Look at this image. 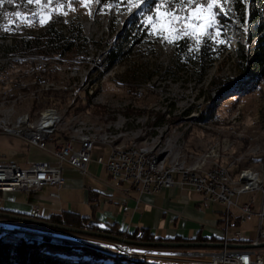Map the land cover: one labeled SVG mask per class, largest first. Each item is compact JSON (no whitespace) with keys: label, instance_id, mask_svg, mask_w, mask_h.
<instances>
[{"label":"rangeland","instance_id":"374dc122","mask_svg":"<svg viewBox=\"0 0 264 264\" xmlns=\"http://www.w3.org/2000/svg\"><path fill=\"white\" fill-rule=\"evenodd\" d=\"M254 1L248 0L244 4L241 0L239 4L249 8ZM237 4L230 0L223 5L234 14L225 21L227 27L223 35L217 37L216 32L210 30L212 39L209 43L213 44L214 53H219L222 48L225 50L204 68L195 66L194 62L178 65L174 46L160 43L155 36L148 35L140 44L131 42L133 39L126 33L130 32L126 26L129 11L122 13L115 6L95 3L88 8L69 7L66 3L60 5L67 12L65 19L81 27L84 36L92 41L78 55L43 57L20 54L16 50L12 52L10 48L16 49L20 39L39 33L46 25L41 26L38 20L29 25L27 20L3 14L19 10L30 15L28 10L35 12V6L5 4L0 9V131L5 133L4 127L17 126L18 121L25 118L36 124L43 112L54 109L60 117L55 137H61L62 141L67 140L73 128L84 123L92 127L98 137L115 136V143L121 146L131 142L147 144L154 154L165 160L166 165L181 163L180 172L205 174L217 165L228 168L234 181L244 168L264 176V78L260 82L251 81L253 90L249 93L241 89L246 81L261 78V72L254 66V54L258 48L254 27L236 19L239 16ZM254 8H258L257 5ZM137 12L134 9L132 14ZM260 12L264 23V4ZM58 15L53 13V18ZM123 34L126 38H122ZM220 39H225L224 44L218 42ZM190 42L197 47L194 40ZM118 44H122L128 53L109 67L105 52ZM18 140L15 135H0V154L8 157V147L17 145L20 148L21 141ZM102 146L95 148L93 160L104 153L106 148ZM108 159L106 157L104 165ZM252 199L258 200V193L243 195L239 205ZM233 200L236 202L237 198ZM232 211L238 216L241 213L237 207ZM0 223L14 224L2 220ZM257 224L256 217L241 223L231 229V236L240 230L242 241H255ZM0 233L42 236L2 226ZM60 234L63 240L111 256L124 255L111 247L116 245L115 242ZM223 242L222 239L219 243ZM130 248L133 251L124 256L135 261L147 258L168 264L209 262L208 258H161L140 251L163 248ZM168 250L186 253L213 249Z\"/></svg>","mask_w":264,"mask_h":264},{"label":"crops","instance_id":"0c3cea01","mask_svg":"<svg viewBox=\"0 0 264 264\" xmlns=\"http://www.w3.org/2000/svg\"><path fill=\"white\" fill-rule=\"evenodd\" d=\"M0 135L6 134L0 131ZM16 137L21 141L20 148L17 145L6 148L8 157L0 154V161L14 162L23 167L36 162H56L50 153L54 142L48 144L47 150H40L28 140ZM101 155L102 165L97 161ZM109 155V147L96 160L92 155L85 175L64 163L63 175L67 186L62 190L45 187L34 191L0 192V208L30 217L32 209L37 207L40 219L46 221L53 215L72 212L82 217H93V220L110 227L115 225L123 233L141 236L147 232L163 241L177 238L195 241L198 237L213 239L217 243L222 241L224 208L221 204L207 203L203 195L186 184L178 183L149 194L130 183L114 180L104 165ZM53 194H59V198Z\"/></svg>","mask_w":264,"mask_h":264},{"label":"built area","instance_id":"2783aa9c","mask_svg":"<svg viewBox=\"0 0 264 264\" xmlns=\"http://www.w3.org/2000/svg\"><path fill=\"white\" fill-rule=\"evenodd\" d=\"M56 134L24 135L21 137L30 142L31 145L41 150H47L48 144L54 142V148L50 152L56 162H36L23 167L14 162L0 161V192L12 193L17 191L41 190L45 187H53L62 190L66 188V180L63 175V164L67 163L81 174H87V168L91 162L92 153L98 146L83 145L82 142L65 141L58 143ZM106 168L114 180L127 182L139 188L142 192L151 194L160 192L164 188H171L176 184L189 185L195 192L203 195L209 204H221L223 210V244L222 248L213 249L209 252L201 250L189 252H173L168 249L158 251L140 250L146 255H159L161 258L185 257V258H208L207 264H264V186L251 187L246 190L231 191L215 183H207L203 174L175 173L173 170L168 173H161L153 166L150 153H138L127 150L115 152L112 146ZM100 165L103 164V156L97 159ZM215 174H219L215 172ZM249 193H258V200L239 205V199ZM59 198V194H53ZM237 198L236 202L233 200ZM233 207L240 210V215L233 213ZM31 217L40 219L39 208H33ZM257 218L258 236L255 241H242V232L234 231L231 236V229L238 227L241 223ZM232 240V241H231ZM235 240V241H233ZM255 245L248 247H231V244ZM100 245V244H98ZM102 246V244L100 245ZM105 247H109L105 245ZM116 250L133 251L129 246L116 243L111 246ZM110 247V248H111ZM147 251V252H146ZM200 262H197L199 264ZM202 263V262H201ZM200 263V264H201Z\"/></svg>","mask_w":264,"mask_h":264},{"label":"trees","instance_id":"16d2710c","mask_svg":"<svg viewBox=\"0 0 264 264\" xmlns=\"http://www.w3.org/2000/svg\"><path fill=\"white\" fill-rule=\"evenodd\" d=\"M158 0H145L142 8L137 13L128 14L127 27L130 32L127 37L133 39V43L140 44L143 39L148 37L146 28L142 25L144 18L141 13H151L154 15V9ZM111 5L119 8L122 13L128 12L129 5L127 3L113 4L112 0H102L99 6ZM264 0L258 2L255 0L249 8L246 5L241 6L237 4V9L241 21L246 17L250 27H254V34L257 37L258 48L254 54V66L261 72V78L257 81L255 78L246 81L242 86L244 93H249L253 90L250 88V82H260L264 78V23L260 12ZM68 5V4H67ZM257 5L258 8H254ZM69 6V5H68ZM83 5L73 3L69 7L80 8ZM164 7H167L166 5ZM64 16H56L37 34L30 35L28 38H22L18 41L15 48H10L12 52L15 50L20 54L28 53L31 56L43 57H72L78 55L82 50L91 45L92 41L84 36L81 27L74 24V22L65 23ZM120 21L117 25L119 26ZM116 25V26H117ZM117 29V27H116ZM117 31V30H116ZM124 37V34L122 35ZM188 47L183 43L174 46L175 62L179 64L195 63V66L204 68L206 63L210 65L217 59L220 53L225 50L222 48L219 53H214L212 43H202L199 48L194 47L190 40ZM189 47L191 51H189ZM128 52L122 44L112 46L106 54V63L109 67L114 66L118 59L124 57ZM27 54V55H28ZM199 57V60L196 58ZM206 59V60H205ZM247 60V57L244 56ZM203 60V62H202ZM205 60V61H204ZM201 63V64H200ZM250 77V76H249ZM254 82V83H255ZM61 140L60 138L56 139ZM93 217H82L79 214L72 212H64L62 214L53 215L47 221L63 224L71 227L86 229L89 228L98 231L97 228L90 226V221ZM111 233L117 236L126 237L135 241L156 242L163 241L155 239L152 235L144 232L141 236L137 233L127 234L120 232L115 225L111 226ZM173 241L186 242L181 238ZM196 242H213V239H204L198 237ZM0 264H168L158 260H150L141 258L138 261L133 260L129 256L109 255L98 251L94 248L76 244L63 239H57L46 236L32 237L24 234L14 233H0Z\"/></svg>","mask_w":264,"mask_h":264},{"label":"snow or ice","instance_id":"6c2138e0","mask_svg":"<svg viewBox=\"0 0 264 264\" xmlns=\"http://www.w3.org/2000/svg\"><path fill=\"white\" fill-rule=\"evenodd\" d=\"M77 2L88 8L93 3L101 4L102 0H0V9L5 4L33 5L36 7V11L31 12L29 9L30 15L19 10L3 14L27 20L29 25L38 20L40 25L44 26L52 20L53 13L67 16V12L60 5L66 3L71 6ZM229 2L230 0H158L153 10L155 15L141 13L145 17L142 25L146 28V34L155 36L160 43L173 46L183 43L184 46L188 47V41L194 40L197 48H199L201 43L208 44L211 41L212 32L210 30H214L217 37L223 35V30L227 27L225 21L230 20L234 15L230 13V10L223 7ZM235 2L240 3L241 0H235ZM242 2L247 4L248 0H242ZM112 3L116 5L127 3L130 6L129 14H132L134 9L142 8L145 0H112ZM53 5L56 6L53 7ZM165 5L167 7H164ZM72 10L75 11V9ZM236 19H240V17L237 16ZM64 22L67 23L66 20ZM243 22L244 24L248 23L246 17ZM10 23L12 22L10 21ZM245 31H247L246 28ZM225 39H227L226 36ZM225 39H220L218 42L224 44ZM189 51H191L190 47Z\"/></svg>","mask_w":264,"mask_h":264},{"label":"bare ground","instance_id":"6f19581e","mask_svg":"<svg viewBox=\"0 0 264 264\" xmlns=\"http://www.w3.org/2000/svg\"><path fill=\"white\" fill-rule=\"evenodd\" d=\"M59 122L60 117L58 116L57 111L54 109H48L41 114V117L36 124H31L29 122V118L20 119L17 123V126H6L3 128V131L6 134L16 135L19 137H22L23 134H56ZM67 141L82 142L83 145L87 146H97L101 144L104 146H112L115 152H124L127 150H131L132 152L138 153H150V155H152L153 166L157 169V171H160L161 173H168V171L171 170H173V172L175 173L185 172H180V170H182L181 168H183L181 166V163L166 165L165 160L160 159L159 156L154 154L152 152V148L147 144L131 142L129 145L121 146L115 143V136L106 135L104 137H98V134L96 132L93 133L92 127H87L84 123H81L80 125L72 129L71 135L67 138ZM215 172H218L219 174H215ZM203 179L207 183L219 184L220 186L225 187L227 190L231 191L246 190L251 187L264 186V176L262 175V173L250 168L241 169L239 171L238 180L234 181L231 177L230 172L228 171V168L216 165L215 168L214 166H212L207 173L203 174ZM119 251L124 255L125 253H129V251L127 250Z\"/></svg>","mask_w":264,"mask_h":264},{"label":"water","instance_id":"95a60500","mask_svg":"<svg viewBox=\"0 0 264 264\" xmlns=\"http://www.w3.org/2000/svg\"><path fill=\"white\" fill-rule=\"evenodd\" d=\"M0 220L8 221L14 224H4L0 223V226L5 228H13L23 231H32L46 237H53L58 239H64L60 233H71L81 236H87L95 239L111 241L118 243L120 245L134 246V247H143V248H165V249H217L224 246L223 243H213V242H195V241H186V242H176V241H156V242H147V241H135L128 239L126 237L117 236L111 233V227L98 220L90 221V226L95 227L98 231L91 230L89 228L81 229L76 227H71L63 224H57L49 222L42 219H34L31 216H23L15 213H10L2 210L0 208ZM31 227H37L40 229H33ZM44 229V230H43ZM55 231L58 233L50 232ZM60 232V233H59ZM261 244L255 245H234L231 244V247H248V246H260Z\"/></svg>","mask_w":264,"mask_h":264}]
</instances>
